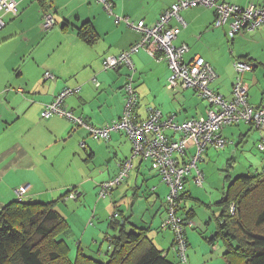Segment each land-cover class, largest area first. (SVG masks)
I'll list each match as a JSON object with an SVG mask.
<instances>
[{
  "label": "crops",
  "instance_id": "1",
  "mask_svg": "<svg viewBox=\"0 0 264 264\" xmlns=\"http://www.w3.org/2000/svg\"><path fill=\"white\" fill-rule=\"evenodd\" d=\"M110 1L115 15L128 18L132 23L143 20L151 26L179 0ZM226 1L240 7L264 5V0ZM16 4L14 12L4 15L7 25L0 31V212L9 203L17 201L19 188L28 184L30 189L23 201L56 202L55 208L62 216L63 210L75 215L77 222L70 224L72 231L80 222L88 227L89 236L82 235L80 243L92 237L90 241L98 245L103 236L110 238L114 233L109 228L111 219L101 217L102 211L108 208L107 204L96 200L94 195L99 194L102 183L115 179L120 165L131 157V141L123 132H113L109 140H94L84 125L59 115L43 119L42 113L62 92L71 89L74 92L67 96L63 109L85 123L103 126L119 119L126 103L125 85L130 71L126 67L105 70L103 61L128 50L141 35L124 21L116 23L115 16L110 15L98 0H51L48 11L53 12L56 24L50 30L42 29L45 12H42L38 0H17ZM214 16V10L205 7L183 11L181 20L173 18L170 21L172 28L179 29L172 43L176 47H187L186 62L202 57L214 67L218 78L211 84V89L226 100L233 99L237 77L234 62L251 63L253 71L242 75L247 102L253 107H263L264 26L230 38L229 24L214 27ZM86 22H91L100 36L97 45L90 46L77 35V28ZM133 61V82L139 98L138 119H146L149 108L158 109L167 117L173 115L178 123L206 117L209 106L196 92L181 88L172 90L167 62L158 61L144 51L135 54ZM48 73L52 77H47ZM221 134L230 142V147L227 145L225 149L230 151L236 146L234 155L237 156L240 150L244 154L245 147H250L251 143L260 142L264 129L239 124L226 126ZM210 149L216 148L208 147L203 152L202 162L210 156ZM225 149L222 150L225 152ZM186 154L192 156L195 149L190 148ZM260 154L264 157V153ZM200 162L197 166L202 171ZM150 167L149 161L134 158L133 174L124 180L122 186H117L119 189L115 194L121 191L120 196L125 198L124 193L130 194L133 189L131 202L134 204L141 197L142 187L148 185L152 193L145 199H150L149 203L156 210L155 221L166 216L164 202L169 189ZM150 171L154 178H151ZM141 177L143 182L139 180ZM207 177H204L205 181ZM187 182V194L181 202L180 212L185 217L189 212L185 200L200 202L192 196L194 185L190 179ZM73 188L77 189V199L65 196ZM85 196L87 199L82 202ZM160 201H163L162 205ZM116 209L119 208L115 206L113 215L118 212ZM191 209L195 219L196 211ZM131 211L132 214L127 216L120 210L122 213L118 212L116 219L130 217L138 228L147 227L150 231L155 228L154 221L148 224L133 220L135 214L134 210ZM162 231L160 235L166 234L170 241L171 234ZM158 242L164 247L159 249L168 255L169 250H164L167 247L165 241ZM80 243L76 244L78 250L82 246ZM213 249L218 250V247L213 246Z\"/></svg>",
  "mask_w": 264,
  "mask_h": 264
},
{
  "label": "built area",
  "instance_id": "2",
  "mask_svg": "<svg viewBox=\"0 0 264 264\" xmlns=\"http://www.w3.org/2000/svg\"><path fill=\"white\" fill-rule=\"evenodd\" d=\"M17 0H0V30L5 25L4 15L11 14L16 9ZM110 15L115 16L116 23L124 21L127 26L140 33L141 38L128 50L116 56H108L103 61L105 70H115L126 67L130 71L125 85L126 103L123 115L110 124L93 126L76 117L72 112L64 108V101L74 91L65 90L54 103L46 106L42 113L43 119H49L55 115L84 125L94 140H109L113 132H123L132 144L131 157L120 165V171L115 179L102 183L99 197H110L112 191L127 180L133 169V159L141 158L150 161L152 168L156 169L163 183L169 188L166 197V216L162 222V228L173 233L175 253L182 264H189L187 252L189 242L186 237L187 226L192 221L185 220L180 215L182 196L186 192V183L190 177L194 184L203 186L205 174L197 166L202 159L203 152L208 147L225 149L229 141L222 137V130L226 126L247 124L258 129H264V106L253 107L248 101L247 89L242 75L253 71L254 66L245 61L236 60L234 68L237 72L236 82L233 86V99L226 100L222 95L211 89V84L216 81L218 74L211 64L202 58L196 57L190 62L184 60L187 47H176L175 39L179 29L172 28L170 21L173 18L181 20V13L185 10L205 7L215 12L214 27L220 28L229 24L228 35L234 38L245 31H255L264 26V5L251 4L240 7L228 4L226 0H179L170 9L165 11L151 26L145 21L132 23L128 18L115 15L113 4L110 0H98ZM42 29L50 30L55 24V18L48 12L43 16ZM144 51L158 61H165L169 65L171 76L169 85L173 89H190L196 92L209 105L206 117L192 119L183 123L175 121L173 115L163 117L158 109H148L146 119H138L137 105L139 98L134 87L135 66L133 56ZM47 77H52L51 73ZM97 86L99 83L96 84ZM190 148L195 149V154L188 157L186 153ZM258 151L264 153V136L258 143ZM30 185L23 184L17 194L18 201L29 192ZM76 193L68 195V198L76 199ZM235 207H231V214ZM115 217H118L116 213Z\"/></svg>",
  "mask_w": 264,
  "mask_h": 264
},
{
  "label": "trees",
  "instance_id": "3",
  "mask_svg": "<svg viewBox=\"0 0 264 264\" xmlns=\"http://www.w3.org/2000/svg\"><path fill=\"white\" fill-rule=\"evenodd\" d=\"M50 3L51 0H38L44 15L48 12L53 14L48 11ZM6 25L5 21L0 31ZM77 31L78 37L90 46L97 45L100 40L91 22L83 23ZM152 169L160 176L156 169ZM226 181L229 185L218 205L222 209L218 231L208 241L213 245L215 241L222 240L225 264H264V170L256 175H241L233 181L227 177ZM73 193L77 197L76 188L70 189L65 196ZM186 194L182 196L183 201ZM232 206L235 212L231 214ZM55 207L56 202L17 200L1 210L0 264H178L155 245L149 236L150 229L136 227L130 217L116 219L118 212L110 218L109 228L114 235L110 238L106 236L110 245L107 261L100 262L85 255L81 249L77 251L75 261H72L69 258L70 246L66 241L71 228ZM194 214L191 209L183 217L191 222L194 221ZM43 241L47 246V256Z\"/></svg>",
  "mask_w": 264,
  "mask_h": 264
},
{
  "label": "rangeland",
  "instance_id": "4",
  "mask_svg": "<svg viewBox=\"0 0 264 264\" xmlns=\"http://www.w3.org/2000/svg\"><path fill=\"white\" fill-rule=\"evenodd\" d=\"M235 70V68H234ZM129 71V70H128ZM127 71V72H128ZM258 133L259 131L256 130ZM253 133H255L253 131ZM248 139L245 141V144L247 143ZM259 143V142H258ZM258 143L256 142L251 143L250 147H245V152L242 154L240 149H242V144L239 145L238 149L239 154L237 156L234 155L235 151H237L236 146L232 147L230 151L228 149H225V152L221 150L216 149H210L209 153L210 156L205 159V161L200 162V167L203 170H205V176L207 177V180L205 181L203 186H198L194 184L193 178L190 177L191 184L193 186V197L196 199H199L198 201L195 200H185L186 210H190L193 208L196 211V217L194 221H192V225L185 227L186 228V237L188 238L189 242V250L187 252V256L189 258L190 264H225L226 262L223 259V254L225 250V245L222 242V240H218L214 242L213 245L218 247V250L213 249V245L210 244L206 239L213 238L216 232L218 231L219 226V218L220 213L222 212V209L218 206L219 202L223 199L222 195L225 193L226 188H228L229 182L226 181V178L229 176L231 178L230 180H234L235 177H239L241 175H256L258 173H263L264 170V157L260 154L261 152L258 151ZM230 147V144H229ZM235 157V163L232 160V158ZM244 157L245 159H242ZM233 161V162H232ZM230 162V163H229ZM229 163V164H228ZM233 164V165H232ZM94 168L95 166L92 165ZM233 166V168H230ZM150 173H152L150 171ZM204 173V171H203ZM133 172L131 171L129 176H131ZM155 176L153 173L151 174V178H154ZM144 179L141 177L139 180L143 182ZM186 183V189H187ZM133 186V184H130ZM122 186V185H121ZM119 188H114L112 191V195L110 197H107L105 199L100 198L97 194L94 195V198L96 196V200L104 202L107 204V210H103L101 213V217L104 219V217L111 218L113 217V213L115 211V206L118 207L121 211H123L127 216L132 214L131 210H134V217L133 220L139 221L140 223L146 222L148 224H152L154 221V216H156V210H154V207H152L151 203H149V200H146L152 193L150 190V187L148 185H144L142 189L140 190L139 194L141 197L139 199L135 200L134 204H132V197L134 195V190L130 189V194L124 193L126 195L125 198L120 196V192L115 194L116 191H118ZM90 195V194H89ZM91 196V195H90ZM87 199H82V202ZM117 202V203H116ZM163 201H160V205H162ZM117 205H116V204ZM132 208H129V206ZM58 208V207H57ZM220 208V209H219ZM110 209L112 212L110 213ZM116 209V211L120 213V210ZM163 211V210H162ZM63 216L65 217L68 224H75L77 222L75 215L70 211L63 210L62 212ZM164 218V217H163ZM94 223H97L95 221ZM161 220V221H160ZM162 219L157 218L154 221L155 228L152 229L149 232L150 238L153 240L155 245L158 248H164L159 244V240H164L167 244V247H165L166 252L168 255L170 254L169 258L173 261H176L178 264H182L176 255L175 251V245L173 243L172 246V240L173 235L169 230H166L168 233L171 234L172 239L169 241L168 236L166 234L160 235L163 231L160 229L162 228ZM138 222V223H139ZM70 228H72L70 226ZM74 231V232H73ZM70 230V234H67V244L70 246V254L69 258L72 261H75L78 251V243H80V237L82 235L89 236V230L88 227H85L84 224L80 222V224L76 227H73ZM73 232V233H72ZM83 233V234H82ZM160 235V236H159ZM159 236V237H157ZM77 239V242L75 240ZM92 238V237H91ZM90 238V240H91ZM87 239V238H86ZM102 241L97 243L98 245L93 244L90 240L85 241L83 243H80L81 251L88 256V253L92 254L95 259H97L100 262H106L108 259V249L109 244L108 240H106V237L103 236ZM105 240V242H104ZM191 244V247H190ZM96 246V248H93L90 246ZM103 245V247H102ZM43 247L45 253L47 252V246H45V243L43 241ZM161 250V249H160ZM100 251V252H99ZM165 254V253H164ZM47 256V253H46ZM90 256V255H89ZM56 264V263H52Z\"/></svg>",
  "mask_w": 264,
  "mask_h": 264
}]
</instances>
